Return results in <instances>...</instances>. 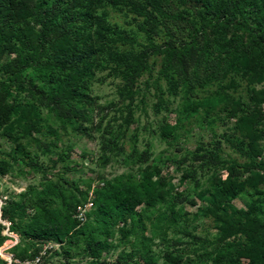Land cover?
<instances>
[{
    "label": "rangeland",
    "instance_id": "1",
    "mask_svg": "<svg viewBox=\"0 0 264 264\" xmlns=\"http://www.w3.org/2000/svg\"><path fill=\"white\" fill-rule=\"evenodd\" d=\"M261 7L0 0V202L25 206L0 209V264H88L92 239L104 264H261L245 232L264 240ZM147 179L154 199L112 225L89 212L61 245L21 232L41 206L73 217L92 186Z\"/></svg>",
    "mask_w": 264,
    "mask_h": 264
},
{
    "label": "trees",
    "instance_id": "2",
    "mask_svg": "<svg viewBox=\"0 0 264 264\" xmlns=\"http://www.w3.org/2000/svg\"><path fill=\"white\" fill-rule=\"evenodd\" d=\"M111 3L117 4L121 1L128 4V0H109ZM242 4L239 1L232 3L231 15H235V10L240 9ZM208 9L214 15L221 13V7L217 6L216 8ZM242 7V6H241ZM220 21V16L216 15V21ZM260 17L264 19V7L260 8ZM239 25H234L237 28ZM59 30L58 26L51 28V33L54 34V38L49 40V45H52L56 42L57 38L55 33ZM258 47L259 49L264 50V32L258 37ZM185 69L188 67L184 65ZM259 75V74H258ZM256 79H260L257 76ZM254 101L256 104L260 105L264 103V88L254 93ZM2 93L0 92V108L1 115L7 117L11 110L10 107L4 105ZM255 116L249 115L247 117L241 118V122L244 123L245 120L253 121ZM74 189L77 190L75 184H72ZM227 185V184H225ZM230 186H227V188ZM226 188V186H224ZM89 190H87L88 192ZM85 192V193H87ZM152 183L150 179H147L143 182H124V183H113L105 182L102 183V186L93 191V208L90 212H94V215L98 220L105 224H114L115 222L125 219L132 215L135 209L138 206H141L143 203L148 204L153 198ZM1 213L3 217H9L13 220V217L10 216L12 212L24 211L25 206H18L12 203L7 204L6 206H0ZM22 228V233L26 238L33 241H49L58 245L64 243L70 236L73 234L75 229L78 227L79 222L69 216V215H60L49 212L45 206H41L35 214L24 224ZM248 225V224H247ZM258 225L261 226L262 223L258 222ZM245 229V228H244ZM11 230H16V228L11 224ZM20 233V230H16ZM245 232L248 234L250 240L249 250L254 253H260L264 249V240L260 238L258 241L254 238V231L247 228ZM2 238L0 237V243ZM101 243L97 240H90L87 243V253L89 258L88 264H104L99 261V256L101 253ZM259 263L264 264V254H259Z\"/></svg>",
    "mask_w": 264,
    "mask_h": 264
},
{
    "label": "built area",
    "instance_id": "3",
    "mask_svg": "<svg viewBox=\"0 0 264 264\" xmlns=\"http://www.w3.org/2000/svg\"><path fill=\"white\" fill-rule=\"evenodd\" d=\"M93 191L94 186H92L89 191L87 192V198L85 202L79 204L76 208V214L73 216L79 223H83L86 218V214L90 212L93 208ZM1 206V202H0Z\"/></svg>",
    "mask_w": 264,
    "mask_h": 264
}]
</instances>
